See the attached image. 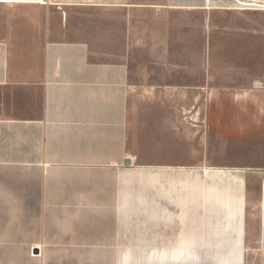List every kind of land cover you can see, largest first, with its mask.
<instances>
[{
	"label": "crops",
	"instance_id": "crops-1",
	"mask_svg": "<svg viewBox=\"0 0 264 264\" xmlns=\"http://www.w3.org/2000/svg\"><path fill=\"white\" fill-rule=\"evenodd\" d=\"M2 9L0 264L198 256L203 152L189 145L203 144L204 108L211 127L259 129L264 146V88L245 87L253 75L264 81V0H43ZM260 161L251 170L264 253V147ZM248 168H229L243 188L210 189L227 220L245 217L241 237L238 224H226L228 256L248 250Z\"/></svg>",
	"mask_w": 264,
	"mask_h": 264
},
{
	"label": "rangeland",
	"instance_id": "rangeland-1",
	"mask_svg": "<svg viewBox=\"0 0 264 264\" xmlns=\"http://www.w3.org/2000/svg\"><path fill=\"white\" fill-rule=\"evenodd\" d=\"M34 2V0H0V7L14 3H26ZM0 12H4L3 9ZM239 50H236L238 54ZM256 49L252 47V55ZM242 55H248V49L241 50ZM260 76L253 75L250 84L245 86L246 88H264V81L262 84L259 82ZM205 88H214L212 80H205ZM208 98H205V105L207 106ZM204 108V122H203V144L189 145V150L196 148L203 152V169H204V198L203 209L201 212V235L203 238V247L200 250L198 256L187 257L182 260L180 258L172 257H159V256H135L116 258V264H264V253L256 250L259 245L256 242V236L258 233L259 225V207L258 190L259 179L258 175L253 173V168L259 167L263 162L260 161V130L259 129H242L240 126L237 129H233L230 134L229 129H218L211 127L210 112L205 111ZM212 115V113H211ZM229 112H225L224 120L227 122ZM210 118V123L207 119ZM222 167L220 171L214 170L215 168ZM248 168L247 186L250 192L247 196L246 206V220H247V246L248 250L245 252L246 256L237 255L228 256V237L234 236V233H229L226 228L228 221L235 227V223L238 224L235 229L236 236H242L243 231H239L238 228L242 226L244 221V214H235L233 218L227 220L226 209L219 206L210 198L211 187L226 189H237L240 186L243 188V182L240 177L233 175V170L229 168ZM208 170V171H207ZM208 172V173H207ZM214 174V176L212 175ZM214 179L213 177H216ZM211 176V177H210ZM213 176V177H212ZM221 177V178H220ZM216 180V181H215ZM213 183V184H212ZM256 192V193H255ZM252 193V194H251ZM235 194V193H234ZM172 232V244H176V237L179 233L174 229ZM235 247V245H233ZM238 246H236L237 248ZM234 251L237 249H233ZM241 250H243L241 248ZM232 251V250H231ZM242 252V251H241ZM109 264H112L111 262Z\"/></svg>",
	"mask_w": 264,
	"mask_h": 264
},
{
	"label": "bare ground",
	"instance_id": "bare-ground-1",
	"mask_svg": "<svg viewBox=\"0 0 264 264\" xmlns=\"http://www.w3.org/2000/svg\"><path fill=\"white\" fill-rule=\"evenodd\" d=\"M24 2H26V1H24ZM34 2H43V0H38V1L37 0H34Z\"/></svg>",
	"mask_w": 264,
	"mask_h": 264
}]
</instances>
